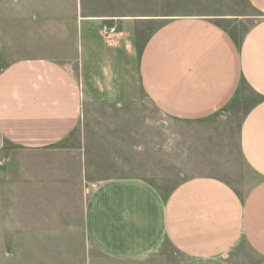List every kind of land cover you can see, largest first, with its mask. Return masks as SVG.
Listing matches in <instances>:
<instances>
[{"label":"crops","instance_id":"obj_1","mask_svg":"<svg viewBox=\"0 0 264 264\" xmlns=\"http://www.w3.org/2000/svg\"><path fill=\"white\" fill-rule=\"evenodd\" d=\"M244 1L254 21L240 37L223 26L231 16L149 19L155 27L136 74L147 102L174 120H202L243 103L238 150L255 183L243 192L217 177L194 176L166 193L138 178L97 183L82 211L97 264H264V0ZM80 6L71 52H55L60 41L48 16L49 52L21 51L13 38L5 50L0 40V162L6 148L75 144L79 120L89 121L87 107L133 103L128 35L97 37L100 17L80 14Z\"/></svg>","mask_w":264,"mask_h":264},{"label":"rangeland","instance_id":"obj_2","mask_svg":"<svg viewBox=\"0 0 264 264\" xmlns=\"http://www.w3.org/2000/svg\"><path fill=\"white\" fill-rule=\"evenodd\" d=\"M79 4L80 14H97L102 20H98L97 37H104L102 30L109 25L115 27L114 35H128L134 55L133 103L85 108L89 121L79 120L75 144L38 152L16 147L4 150L0 264H97V253L85 240L82 211L92 189L103 180L138 178L164 193L194 176L217 177L243 192L256 181L238 150L243 103L237 101L228 111L202 120H174L147 102L136 74L140 48L155 27L149 19L160 23L186 16H231L223 26L240 37L254 21L245 1L0 0V40L6 42L2 46L12 48L8 42L13 38L21 51L33 46L49 52L52 48L45 43L50 38L48 23L60 41L55 52H71ZM16 19L21 22L14 30ZM127 22L131 23L123 24ZM83 62L87 66L88 58Z\"/></svg>","mask_w":264,"mask_h":264},{"label":"built area","instance_id":"obj_3","mask_svg":"<svg viewBox=\"0 0 264 264\" xmlns=\"http://www.w3.org/2000/svg\"><path fill=\"white\" fill-rule=\"evenodd\" d=\"M102 33H103L104 37L105 36H109V37L113 36L115 33V28H112V27L106 28L105 27V28H103Z\"/></svg>","mask_w":264,"mask_h":264}]
</instances>
